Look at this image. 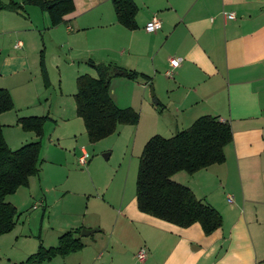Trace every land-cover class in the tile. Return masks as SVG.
Returning a JSON list of instances; mask_svg holds the SVG:
<instances>
[{"label": "crops", "instance_id": "crops-1", "mask_svg": "<svg viewBox=\"0 0 264 264\" xmlns=\"http://www.w3.org/2000/svg\"><path fill=\"white\" fill-rule=\"evenodd\" d=\"M134 2L138 7L135 29H128L117 21L111 0H74V11L54 27L50 25L48 14L42 10L40 14L35 6L26 7V17L12 10L0 12V43L13 42L11 50L3 57L2 75L19 77L24 73L29 80L33 70L30 56L37 46L35 35L44 32L48 36L42 39L46 77L42 68L41 74L46 86L51 81L46 69L48 48L64 43L71 53L72 59L67 62L69 72L66 76L63 71L60 73L61 97L65 81L76 83L79 75L89 74L91 70L96 72L88 63L90 60L117 63L147 76L116 77L110 84L114 102L119 107H132L140 114L137 125H120L116 132L119 136L131 133L132 150L140 155L153 135H173L201 116L211 115L228 122L233 140L225 147L223 163L193 174L181 171L173 176L222 215V226L206 235L199 223L180 227L141 212L135 182L134 193H128L126 186L107 198L102 193L98 198L102 199L103 206H94L91 218L74 219L69 223L72 229L99 230L87 237L81 236L85 244L82 250L58 256L63 262H53L57 261L55 257L42 264H264V241H256L254 235L262 223L258 219V208L264 212V0ZM224 12H233L235 18L227 19ZM153 17L160 20L161 27L148 31L146 24ZM18 43L21 46L16 47ZM0 50L5 49L0 47ZM41 53L44 57V52ZM171 57H182V61L174 75L167 77L165 71ZM1 88L10 92L14 102L12 110L0 115L10 147L4 127H20L17 123L20 117L49 116L54 123V118L60 115L65 123L73 113L63 102L53 111L52 106L45 103L41 115H31L24 111L30 106L18 105L12 85ZM12 111L14 119L9 114ZM75 115L79 117L76 110ZM47 122L41 138L40 173L30 178L28 187H21L30 193L34 189L33 181L42 190L48 176L47 163L56 166L52 169L54 172L63 164L53 160L51 155L50 146L55 140H61L56 131L49 133L45 140L50 127L46 128ZM24 132L18 139L13 134L9 138L16 143L20 140L21 145L38 139L33 132H26L29 137ZM81 150L88 154L85 146ZM101 189L103 187L97 185V191ZM40 202L43 207L47 204L46 194L40 197ZM141 248L147 253L144 261L136 256Z\"/></svg>", "mask_w": 264, "mask_h": 264}, {"label": "trees", "instance_id": "trees-1", "mask_svg": "<svg viewBox=\"0 0 264 264\" xmlns=\"http://www.w3.org/2000/svg\"><path fill=\"white\" fill-rule=\"evenodd\" d=\"M117 21L128 29H135L138 7L134 0H111ZM27 6L46 12L52 27L64 22V17L74 11V0H0V12L12 10L26 14ZM42 54V53H41ZM41 55V68L46 77ZM97 72L93 77H77L74 95L76 113L83 120L91 143L117 132L120 125H137L140 114L132 107H119L111 97L113 78L137 79L147 76L127 69L117 63L88 62ZM14 108L10 92L0 87V115ZM49 116H24L17 120L21 129L33 132L38 139L12 149L3 133L0 121V238L12 232L20 215L17 207L7 197L21 187H28L30 178L40 173L42 159L41 138ZM233 140L231 126L217 117L204 115L189 127L171 137L155 134L148 139L139 157L136 176L138 209L146 214L180 227L199 223L206 235L213 233L223 223L222 215L209 203L198 199L186 185L173 179L178 172L193 174L225 161V147ZM81 228L68 230L58 237L55 246L42 243L28 256L25 264H42L58 256L80 251L85 244L79 235Z\"/></svg>", "mask_w": 264, "mask_h": 264}, {"label": "rangeland", "instance_id": "rangeland-1", "mask_svg": "<svg viewBox=\"0 0 264 264\" xmlns=\"http://www.w3.org/2000/svg\"><path fill=\"white\" fill-rule=\"evenodd\" d=\"M35 10L40 14L42 12L38 8ZM21 15L23 17L27 16L26 14ZM39 22L42 25L40 20ZM40 29H42V26ZM35 37L37 38V46L30 56L31 61H33V70L28 81L26 80L27 75L24 73L19 75V77L2 75V60L4 55L11 50L13 42L11 43L9 40L10 43H0V47L5 49L3 52L0 50V87L12 85L14 89L11 91L15 95L18 105L22 103L30 106L22 110L32 113L31 115H41L44 111L42 108L45 103L52 106L53 111L63 102L64 104L67 103L69 111L72 110L71 112L73 113L70 116V120L65 123L60 120V115L56 116L57 118L53 117L55 119L54 123L49 119L47 120L46 128L50 127L47 130L45 140H47L49 133L56 131L57 137L61 140H55L54 145L50 146L51 155H53V160L63 163L62 166L57 167L54 172L52 169L56 166L47 163L45 173L48 176L44 186H42V190L40 185H35V181H33L34 184L32 186L34 189H32V193L27 191V188H21L14 195L7 197L8 201L17 205L20 215L18 216L15 230L10 235L0 239V264H24L21 261L36 252L40 242L46 247L57 245L59 235L72 229L69 226L72 220L85 217L91 218L92 208L94 206H103L102 201H100L102 199H99L102 193L107 198L112 192L121 190L123 186H126L128 193H134L135 191L140 154L132 150V134L119 136L116 133L98 142L91 143L87 137L83 120L75 115L76 102L74 95L77 91L76 83L67 84L65 81L64 85H62L64 95H62L63 97L59 96L61 90L60 73L63 71V74L67 75V72H69L67 62L72 59L69 48L64 43L54 47L49 45V53H47L46 60V66L48 65V67L46 69H49L47 72L51 81L49 80L50 84L46 86L38 62L41 51L44 52L43 59H46L42 39L43 37L48 38V36L44 32H38ZM89 74L94 77L97 76V72L92 70ZM16 84L22 85L18 87L15 86ZM150 90L152 91V89ZM39 106L41 109H39ZM9 114H12L14 119V111ZM56 125L57 127H55ZM4 130L12 145L11 147L13 149L20 147V140L16 143L9 137L10 134H13L18 139L19 135L24 132L21 127L16 125L5 126ZM24 134L27 137L31 136L26 132ZM162 136L171 137L172 135L165 133ZM55 145L65 147L64 151L60 147H57V149L53 147ZM45 146L46 141H44V149ZM82 146L86 147L90 156L88 164L85 166H82L78 159L82 153ZM44 149L43 153L46 151ZM49 169L50 171H48ZM56 184H59V186H55ZM97 185H100L103 189L97 191ZM47 191L50 193L48 194ZM43 194L47 195V204L44 207L40 202V197ZM27 198L30 200H27ZM34 205L36 208H34ZM44 208L45 211H43ZM258 210V219L262 223L254 231V235L258 239L256 241H264V212L261 208H258ZM43 215L44 218H42ZM38 236L41 237V240ZM56 260L53 262H63L62 260L64 259L58 257Z\"/></svg>", "mask_w": 264, "mask_h": 264}, {"label": "built area", "instance_id": "built-area-1", "mask_svg": "<svg viewBox=\"0 0 264 264\" xmlns=\"http://www.w3.org/2000/svg\"><path fill=\"white\" fill-rule=\"evenodd\" d=\"M224 16L227 19H234L235 14L233 12H224ZM161 27V22L158 18L153 17L147 24H146V30L148 31H156ZM21 46L20 43L16 45V47ZM182 57H171L169 59V68L165 71V75L167 77H172L175 73L176 68H178L181 64ZM88 154L86 152H83L81 156H79V163L82 166L87 165L88 163ZM139 261H144L147 257L146 250L144 248H141L138 253L136 254Z\"/></svg>", "mask_w": 264, "mask_h": 264}, {"label": "water", "instance_id": "water-1", "mask_svg": "<svg viewBox=\"0 0 264 264\" xmlns=\"http://www.w3.org/2000/svg\"><path fill=\"white\" fill-rule=\"evenodd\" d=\"M152 94H153V92H152ZM154 102L156 103V100H154ZM97 231H99V230H97V229H85V228H82L81 229V232H80V235L81 236H84V237H87V236H89V235H91V234H93V233H95Z\"/></svg>", "mask_w": 264, "mask_h": 264}]
</instances>
